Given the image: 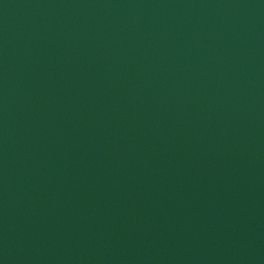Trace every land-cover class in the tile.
I'll return each instance as SVG.
<instances>
[{"label":"water","instance_id":"95a60500","mask_svg":"<svg viewBox=\"0 0 264 264\" xmlns=\"http://www.w3.org/2000/svg\"><path fill=\"white\" fill-rule=\"evenodd\" d=\"M0 264H264V0H0Z\"/></svg>","mask_w":264,"mask_h":264}]
</instances>
